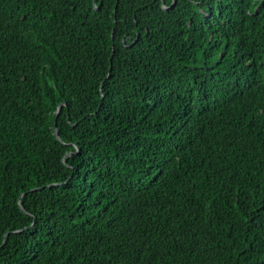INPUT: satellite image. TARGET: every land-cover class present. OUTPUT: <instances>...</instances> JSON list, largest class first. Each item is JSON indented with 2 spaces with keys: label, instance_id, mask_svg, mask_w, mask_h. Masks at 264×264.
Segmentation results:
<instances>
[{
  "label": "trees",
  "instance_id": "trees-1",
  "mask_svg": "<svg viewBox=\"0 0 264 264\" xmlns=\"http://www.w3.org/2000/svg\"><path fill=\"white\" fill-rule=\"evenodd\" d=\"M0 264H264V0H0Z\"/></svg>",
  "mask_w": 264,
  "mask_h": 264
},
{
  "label": "water",
  "instance_id": "water-1",
  "mask_svg": "<svg viewBox=\"0 0 264 264\" xmlns=\"http://www.w3.org/2000/svg\"><path fill=\"white\" fill-rule=\"evenodd\" d=\"M59 107H60V106H58V109H57V111H56V115H57L58 112H59ZM54 135L56 136L57 139H59L58 134H57V130H56V124H55V122H54Z\"/></svg>",
  "mask_w": 264,
  "mask_h": 264
}]
</instances>
